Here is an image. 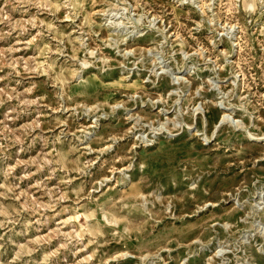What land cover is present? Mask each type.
<instances>
[{"label": "rangeland", "instance_id": "1", "mask_svg": "<svg viewBox=\"0 0 264 264\" xmlns=\"http://www.w3.org/2000/svg\"><path fill=\"white\" fill-rule=\"evenodd\" d=\"M249 133L264 0H0V264H264Z\"/></svg>", "mask_w": 264, "mask_h": 264}, {"label": "bare ground", "instance_id": "2", "mask_svg": "<svg viewBox=\"0 0 264 264\" xmlns=\"http://www.w3.org/2000/svg\"><path fill=\"white\" fill-rule=\"evenodd\" d=\"M237 43H235L236 45ZM226 110V109H225ZM228 113H224V116H227ZM229 115V114H228ZM223 118V117H222ZM227 118V117H225ZM250 136H252V138L254 140H259V141H263L264 140V133L263 134H254V133H249Z\"/></svg>", "mask_w": 264, "mask_h": 264}]
</instances>
